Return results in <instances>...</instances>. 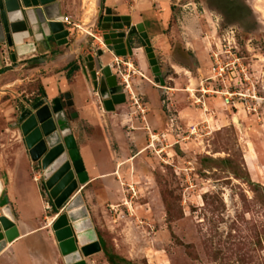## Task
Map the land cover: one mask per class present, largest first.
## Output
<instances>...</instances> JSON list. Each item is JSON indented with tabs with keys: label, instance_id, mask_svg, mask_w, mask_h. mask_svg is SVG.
I'll return each mask as SVG.
<instances>
[{
	"label": "rangeland",
	"instance_id": "obj_1",
	"mask_svg": "<svg viewBox=\"0 0 264 264\" xmlns=\"http://www.w3.org/2000/svg\"><path fill=\"white\" fill-rule=\"evenodd\" d=\"M67 1L79 26H74L69 44L55 52L71 54L73 60L55 71L65 72L69 82L74 75L87 80L86 101L92 110V117L81 119L70 133L77 132L81 142L91 137L101 141L115 159L110 176L78 182L65 208L56 206L41 164L32 160L47 213H54L48 222L57 250L48 248L51 264H69L52 225L78 194L101 245L89 256L81 254L87 264H264V179L253 177L244 158L245 148L248 160L256 159L257 151L264 157V0L115 1L110 7L116 14L120 1L128 10L136 5L150 11L142 18L149 25L159 75L136 37L134 54L108 51L102 20L88 52L81 50L77 40L93 24L98 0ZM231 47L251 81L242 74V84L227 86L243 93L252 90L256 101L236 96L228 103L219 93L222 78H209L211 53ZM100 49L108 53L124 94V102L113 110L106 108L108 97L95 88L85 61ZM107 61L102 58V64ZM25 62L13 60L19 69L8 66L0 74V179L6 181L1 199L8 194L15 222L2 168L29 154L19 116L48 97L37 77L28 73L42 63L21 67Z\"/></svg>",
	"mask_w": 264,
	"mask_h": 264
},
{
	"label": "water",
	"instance_id": "obj_2",
	"mask_svg": "<svg viewBox=\"0 0 264 264\" xmlns=\"http://www.w3.org/2000/svg\"><path fill=\"white\" fill-rule=\"evenodd\" d=\"M57 4V0H0V43L16 46L17 51L12 54L14 61H17L22 47L35 51L43 44L48 48L49 38L60 47L69 44L71 29L65 27L64 19H59V14L53 13ZM101 20L104 42L110 47L108 51L115 56L134 54V38L139 34L152 70L159 75L160 68L144 24H133L128 15H115L111 8H105V0H98L93 35L86 34L81 40V50L88 52L87 46ZM27 37L34 38V41L25 43ZM107 54L100 49L97 56L88 54L85 61L95 88L100 90L103 97H108L105 100L106 108L113 110L115 104L124 102V94L120 93L118 76L112 65L102 64V58ZM156 81H160L158 77ZM161 83L164 84V80ZM72 106L74 100L72 93L68 91L52 102L48 98L38 100L32 108L26 107L19 116L31 159L41 164L45 186L55 198L58 208H65L64 203L74 196L78 182L83 184L88 178L74 135L70 130L67 134L64 132V127L70 125L66 108ZM2 192L3 184L0 199ZM8 203L9 197L5 194L0 200V206H3V215L0 216V251L6 247V243L19 236L18 226ZM6 208H9L11 216L5 213ZM53 228L61 252L69 264H87L81 254L89 256L101 249L88 208L79 194L68 204L66 212Z\"/></svg>",
	"mask_w": 264,
	"mask_h": 264
},
{
	"label": "crops",
	"instance_id": "obj_3",
	"mask_svg": "<svg viewBox=\"0 0 264 264\" xmlns=\"http://www.w3.org/2000/svg\"><path fill=\"white\" fill-rule=\"evenodd\" d=\"M115 1L119 0H106V4L109 5L106 9L111 8L114 12L110 5L115 3ZM57 3V6L53 8V13L59 14V19H64V17L68 16L72 20V13L70 12V4L68 1L57 0ZM118 4L117 10L120 13H114L115 15H128L131 19L133 17L134 24L143 23L148 30V22L142 18L143 12L147 10L142 11L136 5H133V8L128 10L121 4V1ZM147 12L149 13L150 11L148 10ZM151 24H154V22H150ZM64 25L66 28L71 29V38L73 36L74 25H68L65 22ZM161 37L162 35L160 34L159 38ZM24 41L25 43L32 42L34 38L27 37ZM98 47L100 48L102 46ZM62 48L54 40H52L48 48L41 44L35 51L22 47L15 62L26 61L21 66L23 67L30 62L43 61L41 62V67L28 70V73L30 75L29 77H37L36 80L45 89L46 97L48 96L47 98L49 100H53L61 93L62 95L68 91L72 93L74 106L66 109L70 129H75L74 127L80 124L81 119L92 117V110L86 101L89 83L78 75H74L73 81L69 82L65 72L56 73V68L67 66L73 60L70 56L71 54L61 55L55 53ZM16 51V46L10 47L6 43H0V74L7 72L8 66L12 70L17 71L19 69V67L14 68L13 64H11L14 60L12 54ZM54 56L58 57L55 59L53 58ZM103 58L104 60H108L107 63H111L109 56L106 55ZM132 66L135 67V64ZM74 137L78 144L80 156L88 178H90V182L100 178H106L114 173L111 171V168L114 165L113 161L115 158L108 150L102 148L101 141L91 137L81 142L77 132L74 133ZM244 155L248 169L253 174V177L260 180L264 179V157L261 156L260 152L257 151L256 159L250 158L248 160L245 148ZM115 161L117 162V160ZM19 162L15 166L8 165L2 168L4 174L7 176L6 178H8L7 188H9V196L17 214L16 224L18 226L19 236L14 241L9 242L5 249L0 251V264H51L49 260L52 254L50 251L48 252V248L50 249L51 247L54 252H57V250H55L56 244L48 222L49 218L54 217V213L51 215L47 213L48 209L40 189L39 177H34L33 175L35 169L32 165L30 154L26 152L24 159ZM3 178L1 177L0 179L2 183L3 181L6 182Z\"/></svg>",
	"mask_w": 264,
	"mask_h": 264
},
{
	"label": "built area",
	"instance_id": "obj_4",
	"mask_svg": "<svg viewBox=\"0 0 264 264\" xmlns=\"http://www.w3.org/2000/svg\"><path fill=\"white\" fill-rule=\"evenodd\" d=\"M64 22L68 25H74L77 26V24L73 23L72 20L68 16L64 18ZM232 47L227 50H215L211 53V60L213 61L212 70L210 71L213 73L209 78L210 79H217L218 77L222 78L221 81V91L219 90V93L221 95L226 96V100L229 102H232L234 100L233 97H239L240 99H244L245 101H256L257 95L250 90V92H239L237 91H231L229 89V86L231 83H234L232 85L237 86L238 84L243 83V77L241 75L243 74L245 76L244 80L251 81L250 76L247 72H245L243 66L241 65V59L239 56L234 54L232 51ZM227 83V84H226ZM237 88V87H236ZM236 90V89H235Z\"/></svg>",
	"mask_w": 264,
	"mask_h": 264
},
{
	"label": "bare ground",
	"instance_id": "obj_5",
	"mask_svg": "<svg viewBox=\"0 0 264 264\" xmlns=\"http://www.w3.org/2000/svg\"><path fill=\"white\" fill-rule=\"evenodd\" d=\"M97 8H98V3H97ZM93 9H94V8H93ZM94 11H95V10H94ZM93 24H94V22H93ZM93 24L87 27V31H86L85 34L93 35V33H92V27H93ZM79 41H81V40H79ZM60 118H63V117L60 116ZM69 126H70V125H69ZM69 126L66 125V126L64 127V132H65L66 134L69 132V130H71V129H69ZM1 190H2V184H1V182H0V192H1ZM5 213L8 214L9 216H11V215H10L9 208H6ZM63 213H64V211H63L61 214H59L58 218L54 221V223H53V225H52V230H53L54 234H55V230H54L53 226H54V224L57 222V220H59V219L61 218V216H62ZM12 219H13V218H12ZM55 235H56V234H55ZM8 243H9V242H8ZM8 243H6V246L8 245ZM5 248H6V247H5ZM5 248H4V249H5Z\"/></svg>",
	"mask_w": 264,
	"mask_h": 264
},
{
	"label": "flooded vegetation",
	"instance_id": "obj_6",
	"mask_svg": "<svg viewBox=\"0 0 264 264\" xmlns=\"http://www.w3.org/2000/svg\"><path fill=\"white\" fill-rule=\"evenodd\" d=\"M135 37L142 43V38L140 37L139 34H136ZM140 49V48H139Z\"/></svg>",
	"mask_w": 264,
	"mask_h": 264
},
{
	"label": "trees",
	"instance_id": "obj_7",
	"mask_svg": "<svg viewBox=\"0 0 264 264\" xmlns=\"http://www.w3.org/2000/svg\"><path fill=\"white\" fill-rule=\"evenodd\" d=\"M113 256V255H112ZM112 256H109V259H110V261L112 262V263H114V259H113V257Z\"/></svg>",
	"mask_w": 264,
	"mask_h": 264
}]
</instances>
